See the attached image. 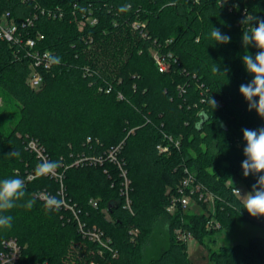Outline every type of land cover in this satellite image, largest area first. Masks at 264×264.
<instances>
[{
	"label": "trees",
	"instance_id": "1",
	"mask_svg": "<svg viewBox=\"0 0 264 264\" xmlns=\"http://www.w3.org/2000/svg\"><path fill=\"white\" fill-rule=\"evenodd\" d=\"M124 4L130 8L120 12ZM246 12L264 19V0H228L223 7L220 0H0V19L5 13L18 25L34 19L33 27L21 28L23 44L0 42V89L18 109L10 132L0 123V179H23L25 199L35 200L31 210L9 213L14 221L10 230H0V255L4 242L15 239L21 248L15 264H194L176 229L204 245L236 223L264 227V217L239 213L231 184L239 178L252 190L256 177L242 174L241 130L264 125L239 93L252 79L241 61ZM212 25L231 42L214 46L207 38ZM38 35L43 39L37 48L60 62L43 71L42 86L32 89L25 42ZM247 51L255 55L257 49ZM156 56L167 71H160ZM213 62L227 68V76L213 74ZM3 108L6 116L5 101ZM30 140L38 141L49 160L62 161V180H28L40 163ZM119 145L128 196L122 170L107 155ZM11 151L20 156L9 158ZM189 176L215 198L214 215L202 202L199 213L167 211ZM62 188L78 219L65 206L45 210L39 194L63 199ZM211 217L222 224L220 231L206 230ZM161 221L168 245L146 262V247ZM80 223L100 230L106 246L84 236ZM77 249L82 258H74ZM210 261L264 264V237L222 246L210 252Z\"/></svg>",
	"mask_w": 264,
	"mask_h": 264
},
{
	"label": "clouds",
	"instance_id": "2",
	"mask_svg": "<svg viewBox=\"0 0 264 264\" xmlns=\"http://www.w3.org/2000/svg\"><path fill=\"white\" fill-rule=\"evenodd\" d=\"M220 2L223 7V4L227 3L228 0H220ZM129 8L130 5L124 4L120 6L119 11L126 12ZM81 11L84 12L87 9L81 8ZM241 24L248 25L241 32V44L245 49L241 61L245 71L252 76V79L239 86V93L247 103V110H254L261 119H264V19H260L258 16L249 17L246 12ZM207 38L214 41V46L226 45L231 42L230 35L213 25ZM250 47L257 49L255 55L247 51ZM52 62L58 64L60 58L56 57ZM211 72L213 74L223 72L227 76L228 69H221L219 64L213 62ZM211 104L214 110L218 107L217 102L212 97ZM241 131L244 141L242 149L244 159L241 162L242 174L244 177L250 175L256 177V182L252 185V190L243 195L238 188L233 187V190L239 193L240 197L239 203L235 207L239 213L243 209L251 217L262 218L264 217V125L256 129L243 128ZM7 156L9 158L19 157L20 153L11 151ZM61 166L62 161L60 160L45 159L35 166L34 175L36 177L54 176ZM27 195L23 179L19 177L0 179V230L12 228L14 217L9 213L13 209L23 207L31 210L34 207L35 200L32 198L25 199ZM63 204V199L47 195L43 206L46 211L52 212L59 211Z\"/></svg>",
	"mask_w": 264,
	"mask_h": 264
},
{
	"label": "built area",
	"instance_id": "3",
	"mask_svg": "<svg viewBox=\"0 0 264 264\" xmlns=\"http://www.w3.org/2000/svg\"><path fill=\"white\" fill-rule=\"evenodd\" d=\"M96 23V21H93ZM34 25V19L27 18L25 21L21 23V25L16 24L11 15L9 13H5L0 19V42H6L10 45L15 44H23V37L21 35L22 31L21 28H30ZM137 26V25H135ZM43 39L42 35H38L37 39L29 38L25 42L26 47V55L25 57L31 61V73L28 77V85L32 89H39L44 81L43 71H49L53 67V56L50 51H44L39 48L38 41ZM157 63L159 65L160 71L164 72L168 70V65H166L161 59L156 56ZM172 140V139H170ZM177 147L179 146V142L175 144ZM122 145H119L116 148H112L108 155V159H110L113 163L118 164L120 170H122V175L125 177V193L128 196V187H129V180L127 179L126 171L123 170L121 163L118 160V155L121 151ZM28 148L34 153L39 161H43L45 159L49 160V157L45 152V150L40 147L38 141L30 140ZM161 152H167L168 148L160 147ZM46 154V155H45ZM58 179L62 180V176L58 175L57 172L54 176ZM237 188V187H235ZM233 194L239 196V193L235 192ZM61 195L64 200V204L67 209H70L74 216L78 219V212L75 210L74 207L68 205L64 199V189L61 190ZM47 194L41 193L40 198L45 200ZM128 207H130V201L127 200ZM206 203L208 205L213 206V210L210 211L212 215L215 214V198L213 195L204 192L200 185H197L194 181L192 176L186 177L180 184L179 190L177 195L172 199L171 204L168 206L167 211L170 214H174L179 208H182L184 211L188 207H190L193 203ZM94 207H97V203L95 201H91ZM80 231L84 236H88L95 241L101 243L104 247L106 246L102 241L103 233L100 232L96 227H94L91 231L85 228V225L82 223L79 224ZM205 228L207 231H220L222 229V224L216 220L214 217H211L205 224ZM175 235L177 240L182 243L189 244L195 238L193 234L189 231L183 229H176ZM4 251L0 255V264H15L21 254V248L19 247L17 241L15 239H10L4 242Z\"/></svg>",
	"mask_w": 264,
	"mask_h": 264
},
{
	"label": "rangeland",
	"instance_id": "4",
	"mask_svg": "<svg viewBox=\"0 0 264 264\" xmlns=\"http://www.w3.org/2000/svg\"><path fill=\"white\" fill-rule=\"evenodd\" d=\"M96 21V20H93ZM5 107L8 110L6 116L2 114ZM18 121V109L13 105L12 98L0 89V123L6 132H10ZM45 153V152H44ZM46 155V154H45ZM38 159V157L36 156ZM57 174L63 177L57 171ZM34 174L29 175L28 180L35 179ZM57 178V177H55ZM64 178V177H63ZM62 178V179H63ZM232 182L237 183V187L241 194H246L250 190L241 182L239 178H235ZM60 184L63 185L61 181ZM40 195V194H39ZM240 198V197H239ZM213 206L209 205V210H213ZM187 213H199L201 212V206L193 203L190 207L185 209ZM253 237H264V227L254 225L248 222L236 223L231 231H221L213 236H209L205 240V244H200L197 240H193L187 245V251L191 261L194 264H211L210 252L216 251L222 246H234V245H247ZM168 245V231L166 221H161L156 230L153 233V237L146 247L145 260L148 262L153 257L160 254V252ZM74 258H82L80 249H77L73 254Z\"/></svg>",
	"mask_w": 264,
	"mask_h": 264
},
{
	"label": "crops",
	"instance_id": "5",
	"mask_svg": "<svg viewBox=\"0 0 264 264\" xmlns=\"http://www.w3.org/2000/svg\"><path fill=\"white\" fill-rule=\"evenodd\" d=\"M231 184L234 185V186H236V187H237V185H238V184L235 183V182L232 183V181H231ZM237 188H238V187H237Z\"/></svg>",
	"mask_w": 264,
	"mask_h": 264
}]
</instances>
